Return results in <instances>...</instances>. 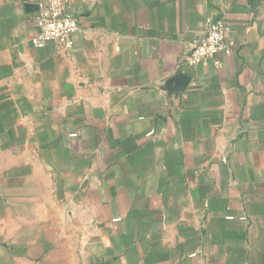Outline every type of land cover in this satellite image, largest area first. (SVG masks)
I'll list each match as a JSON object with an SVG mask.
<instances>
[{"label": "crops", "instance_id": "0c3cea01", "mask_svg": "<svg viewBox=\"0 0 264 264\" xmlns=\"http://www.w3.org/2000/svg\"><path fill=\"white\" fill-rule=\"evenodd\" d=\"M67 2L0 0V264H264V0Z\"/></svg>", "mask_w": 264, "mask_h": 264}, {"label": "built area", "instance_id": "2783aa9c", "mask_svg": "<svg viewBox=\"0 0 264 264\" xmlns=\"http://www.w3.org/2000/svg\"><path fill=\"white\" fill-rule=\"evenodd\" d=\"M34 22L37 27L36 33L31 37L34 47L42 48L49 42H55L67 52L73 50V34L79 29V20L67 0H46L37 11ZM228 31L229 27L223 19H209L204 35L191 42L184 55V63L197 66L214 61L215 65H219L215 55L220 51L230 52L226 42Z\"/></svg>", "mask_w": 264, "mask_h": 264}]
</instances>
